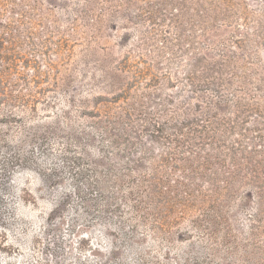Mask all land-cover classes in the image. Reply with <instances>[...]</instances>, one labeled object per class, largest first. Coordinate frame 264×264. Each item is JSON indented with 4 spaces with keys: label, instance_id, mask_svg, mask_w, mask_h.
<instances>
[{
    "label": "rangeland",
    "instance_id": "obj_1",
    "mask_svg": "<svg viewBox=\"0 0 264 264\" xmlns=\"http://www.w3.org/2000/svg\"><path fill=\"white\" fill-rule=\"evenodd\" d=\"M0 264H264V0H0Z\"/></svg>",
    "mask_w": 264,
    "mask_h": 264
},
{
    "label": "trees",
    "instance_id": "obj_2",
    "mask_svg": "<svg viewBox=\"0 0 264 264\" xmlns=\"http://www.w3.org/2000/svg\"><path fill=\"white\" fill-rule=\"evenodd\" d=\"M256 172H257V169L256 168H252L251 170H250V175H251V177H256Z\"/></svg>",
    "mask_w": 264,
    "mask_h": 264
},
{
    "label": "bare ground",
    "instance_id": "obj_3",
    "mask_svg": "<svg viewBox=\"0 0 264 264\" xmlns=\"http://www.w3.org/2000/svg\"><path fill=\"white\" fill-rule=\"evenodd\" d=\"M111 64V63H110Z\"/></svg>",
    "mask_w": 264,
    "mask_h": 264
}]
</instances>
